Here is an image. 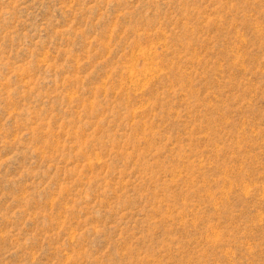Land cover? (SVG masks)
<instances>
[{"label": "rangeland", "instance_id": "1", "mask_svg": "<svg viewBox=\"0 0 264 264\" xmlns=\"http://www.w3.org/2000/svg\"><path fill=\"white\" fill-rule=\"evenodd\" d=\"M0 264H264V0H0Z\"/></svg>", "mask_w": 264, "mask_h": 264}]
</instances>
